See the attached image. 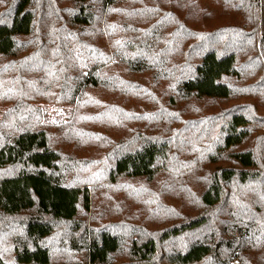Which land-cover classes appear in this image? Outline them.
Returning a JSON list of instances; mask_svg holds the SVG:
<instances>
[{
    "label": "trees",
    "instance_id": "obj_1",
    "mask_svg": "<svg viewBox=\"0 0 264 264\" xmlns=\"http://www.w3.org/2000/svg\"><path fill=\"white\" fill-rule=\"evenodd\" d=\"M146 1L14 0L4 13L6 20L0 22V59L21 51L19 61L34 75L33 93L37 100L46 91L61 89L73 99L79 90L77 106L92 104L85 99L94 101L100 94H136L142 75L143 80L154 76L159 82L172 85L177 95L212 100L238 96L234 81L242 85L244 93L254 79H261L254 75L256 64L252 71H244L243 65L248 61L239 48V36L223 37L224 33L236 34L229 28L207 32L211 43L203 35L199 44L204 48L197 46L193 62L191 48L185 47L188 35L169 31L168 26L162 39L154 41V29L158 25L165 28L163 22L140 29L139 23L132 21L135 6ZM174 1L157 3L169 6ZM222 2L232 10L249 8L246 0ZM240 16L245 22L246 15ZM116 19L121 20L123 27L119 36L111 33ZM39 27L41 30L36 33ZM20 37L28 38L18 41ZM20 62H14V70L23 64ZM246 69H252V65L247 63ZM246 76L250 79L242 82ZM171 78H175L174 83ZM92 89L101 93L93 96ZM16 93L14 102L26 100L18 89ZM141 95L138 92L140 98ZM96 106L117 111L114 102L106 100L91 105ZM22 108L13 115L20 123L0 127L1 131L7 130L0 134V264H231L235 259L238 264H264V256L254 260L243 257L255 250L257 237L264 240L260 231L264 218L259 217L264 216V175L258 168V164L264 167V146L258 149L252 143L244 147L254 132L250 122L258 121L254 115L232 113L215 142L211 161L216 163L223 158L228 164L212 172L199 197L201 214L170 223L153 221L167 223L156 228L149 226L153 222L139 211L116 219L114 225L92 228L88 235L83 213L90 209V191L86 185L64 178L63 156L48 129L31 118L26 124ZM140 118L133 131L147 125L146 135H137L135 143L116 153L105 177L111 184L118 183L121 177L151 179L159 170V161L168 157L173 143L162 134L171 136L176 131L174 125H167L156 115L140 113ZM9 170L13 172L8 174ZM252 183H256L251 187H255L253 196L242 202L244 186ZM231 186L242 189L232 193ZM206 227L208 235L200 239L202 234L198 233ZM229 230L239 232V239L229 242L228 237H235ZM190 233L196 239L183 249L159 254V244ZM122 249L126 259L114 262V256Z\"/></svg>",
    "mask_w": 264,
    "mask_h": 264
},
{
    "label": "rangeland",
    "instance_id": "obj_2",
    "mask_svg": "<svg viewBox=\"0 0 264 264\" xmlns=\"http://www.w3.org/2000/svg\"><path fill=\"white\" fill-rule=\"evenodd\" d=\"M13 1L0 0V22L6 20L4 13L8 12ZM249 1L250 4L246 0L249 8L232 10L230 7L227 8L224 2L221 3V0H182L180 3L179 0H175L173 5L169 6H160L157 0H148L142 5L135 6L137 11L132 18V21L139 23L140 29H145L148 24L159 22L165 24V28L158 25L156 30L154 29V41L162 39L163 33L168 31V26H170L169 31H179L181 35H188L185 47L191 48L189 51L191 62L194 60L193 54H196L194 50L197 46H202L199 41L207 32L229 28L236 33L230 36L229 33H224L223 37L233 39L239 36V48L246 53L245 60L248 61L243 65L244 71H252L256 64L254 75L261 79L259 81L254 79L257 82L253 81L244 93H242V85L234 81L238 96L227 100L198 99L191 96L188 98L180 93L177 95L172 85L159 82L154 76L143 80V75L141 87L133 95L132 93L128 96L104 95L97 89H92L90 94L94 96L98 92L101 97L94 101L86 98L85 102L92 104L77 106L79 90L72 96L73 99H70L69 93L67 95L66 90L61 89L52 93L46 91L44 97L37 100L33 93L36 86L34 75L27 71L24 62L19 61L22 52L18 51L8 59H0V127L3 124L10 126L20 123V120H14L13 115L24 106L23 120L26 124L31 118L35 124L38 123L48 129L55 147L63 156L61 168L64 178L70 182L86 185L90 191V209L87 213H83L85 221L83 226L88 235L92 228L114 225L116 219L131 216L139 211H144L141 215L145 214V218L151 220H147L148 222L168 223L183 221L201 214L203 208L199 197L209 183L212 172L216 167L228 164L223 158L218 159L216 163L211 159L214 155V144L222 135V130L232 113L244 112L249 117L254 115L258 120L250 122L249 125L253 127L254 132L252 139L247 141L244 147L252 143H256L258 149L260 145L264 146V82H262L264 81V0ZM241 14L246 15L245 22L241 19ZM115 23L111 33L117 36L123 33V27L120 19H116ZM40 30L41 27L36 33ZM205 37L208 43H211L212 38L207 35ZM27 38L20 37L18 41H25ZM16 61L17 64L19 62L23 64L19 69L14 70ZM247 63L252 65V69H246ZM171 79V83H174L175 78ZM249 79L250 76H246L242 82ZM17 89L20 95L27 97L25 101L14 102L18 95ZM138 92H142V98L138 96ZM170 98L172 101L168 102ZM103 100L114 102L117 111L101 106L91 107ZM140 113L156 115L159 120L164 119L167 125H174L176 131L171 136L167 133L162 134L173 143L171 150L164 161H159V170L151 179L121 177L118 183L111 184L105 177L116 153L135 143L138 140L137 135H146L147 125L144 129L133 131V128L140 124L137 122H141ZM258 168L263 176L264 167L258 164ZM12 172L13 170H9L7 173ZM262 178L259 183L263 181ZM255 184L244 186L242 202L253 196L255 187H251ZM241 189L238 186H231L230 192ZM105 207L106 209L103 210ZM259 217L264 218L262 215ZM163 224L167 223L153 222L149 226L157 228ZM217 225L220 226L221 222L217 221ZM262 225L264 226V220ZM212 226L213 223L211 228ZM263 229L260 230L262 234H264ZM208 231L209 227L199 231L198 235L202 234L199 238L201 239L204 234L207 236ZM229 232L235 236L233 239L228 237L229 242L239 239V232L232 230ZM0 236L2 237V234ZM194 239L196 235L190 233L168 240L159 244L158 252L160 254L170 249H183ZM125 255V249H122L114 256L116 258L114 262L123 261L126 259ZM261 256H264V240L257 237L255 250L243 255L245 258L243 259L254 260ZM73 264L83 263L79 261ZM231 264H238L237 259Z\"/></svg>",
    "mask_w": 264,
    "mask_h": 264
}]
</instances>
